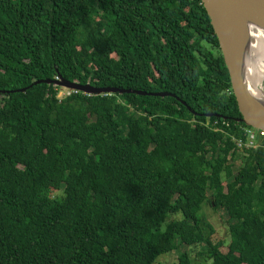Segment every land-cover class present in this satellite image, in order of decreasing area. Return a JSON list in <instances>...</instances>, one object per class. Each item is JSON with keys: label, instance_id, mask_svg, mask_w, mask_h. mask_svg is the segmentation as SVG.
<instances>
[{"label": "trees", "instance_id": "16d2710c", "mask_svg": "<svg viewBox=\"0 0 264 264\" xmlns=\"http://www.w3.org/2000/svg\"><path fill=\"white\" fill-rule=\"evenodd\" d=\"M58 80L169 96L33 84ZM240 119L201 0H0V264H153L199 245L211 264H264V149Z\"/></svg>", "mask_w": 264, "mask_h": 264}, {"label": "water", "instance_id": "95a60500", "mask_svg": "<svg viewBox=\"0 0 264 264\" xmlns=\"http://www.w3.org/2000/svg\"><path fill=\"white\" fill-rule=\"evenodd\" d=\"M203 7L209 17L210 24L217 38L219 50L221 52L224 65L227 69L229 76L230 88L232 95L235 99L238 112L241 116L240 122L253 130L264 132V101L258 102L252 100L249 96L245 84L240 77V73L233 60L230 47L227 41L222 36L224 16H232L234 13H244L256 22L264 24V0H201ZM54 84L56 86L80 91L84 94H105V93H134L137 95H148L165 97L169 96L168 93H146L136 90H123L115 88H98L89 84L80 85L78 83L68 82L64 80L58 81H35L33 84L39 83ZM25 89H18L8 92H23ZM261 91V90H259ZM261 96L264 92L261 91ZM264 99V98H263Z\"/></svg>", "mask_w": 264, "mask_h": 264}, {"label": "bare ground", "instance_id": "6f19581e", "mask_svg": "<svg viewBox=\"0 0 264 264\" xmlns=\"http://www.w3.org/2000/svg\"><path fill=\"white\" fill-rule=\"evenodd\" d=\"M256 21L242 12L234 13L232 16L225 15L221 34L230 47L233 60L249 96L252 100L263 102L264 96H261L262 93L257 86L264 79V38H262L264 34L257 30H263L264 24ZM253 31L256 32L250 33ZM252 45L257 51L262 48V52L257 54Z\"/></svg>", "mask_w": 264, "mask_h": 264}, {"label": "rangeland", "instance_id": "374dc122", "mask_svg": "<svg viewBox=\"0 0 264 264\" xmlns=\"http://www.w3.org/2000/svg\"><path fill=\"white\" fill-rule=\"evenodd\" d=\"M259 33L264 34V28L263 30L259 31L257 30ZM256 31L250 32V33H254ZM256 37H262L254 35ZM264 38V37H262ZM249 46V44L247 45ZM252 47L255 49V51L257 52V54H259L260 52H262V48H259V50L257 51L255 46L252 45ZM248 64L250 63L249 60ZM255 61V59H254ZM264 77V76H263ZM257 88L259 90H261L262 92H264V79L262 80L261 84H259L257 86ZM65 90L60 89V91L57 94V97H59V95L61 93H64ZM233 166V172L234 174H237L238 172V168L240 166V161H236L232 164ZM222 178H224V175H222ZM61 191H52L51 192V196H58L60 195ZM202 216L205 217V219L208 221L209 225L211 227H213L214 229V234L210 237V240L213 244L215 243H222V248H221V253L225 254L227 252V246L229 244V238L227 235V226H226V219L225 216L222 212L220 211H213L211 209H206L203 213ZM176 219H180V216L175 217ZM205 251V247L203 245H199V246H194V247H179L175 252H173L172 254H167V255H163L161 257H159L157 259V261L153 264H177V259L178 257L183 254L186 253L189 256L190 261L192 262V264H211V262L206 258V256H201V253Z\"/></svg>", "mask_w": 264, "mask_h": 264}, {"label": "built area", "instance_id": "2783aa9c", "mask_svg": "<svg viewBox=\"0 0 264 264\" xmlns=\"http://www.w3.org/2000/svg\"><path fill=\"white\" fill-rule=\"evenodd\" d=\"M73 92H78L76 90H67L64 93H61L59 95V97H61L62 95H69L70 93ZM243 132L246 134L247 139H246V144L245 147L247 149H259L262 148L264 149V132L263 131H258V130H253V129H243ZM238 148H242V145L240 144V142L238 143Z\"/></svg>", "mask_w": 264, "mask_h": 264}]
</instances>
